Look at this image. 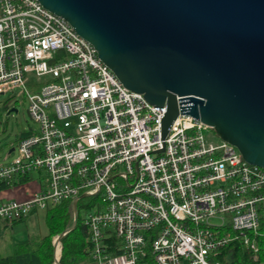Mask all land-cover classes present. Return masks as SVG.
I'll list each match as a JSON object with an SVG mask.
<instances>
[{
  "label": "built area",
  "instance_id": "2783aa9c",
  "mask_svg": "<svg viewBox=\"0 0 264 264\" xmlns=\"http://www.w3.org/2000/svg\"><path fill=\"white\" fill-rule=\"evenodd\" d=\"M5 92L26 101L36 128L12 145L0 183L37 173L38 189L24 200L0 197L1 221L84 194L98 198L83 220L93 264H144L147 253L156 264H224L216 253L231 241L256 257L264 169L182 111L161 138L165 106L123 86L94 46L38 0H0ZM52 244L59 264V234Z\"/></svg>",
  "mask_w": 264,
  "mask_h": 264
},
{
  "label": "water",
  "instance_id": "95a60500",
  "mask_svg": "<svg viewBox=\"0 0 264 264\" xmlns=\"http://www.w3.org/2000/svg\"><path fill=\"white\" fill-rule=\"evenodd\" d=\"M38 1L123 86L165 106L161 138L182 111L264 169V0Z\"/></svg>",
  "mask_w": 264,
  "mask_h": 264
},
{
  "label": "trees",
  "instance_id": "16d2710c",
  "mask_svg": "<svg viewBox=\"0 0 264 264\" xmlns=\"http://www.w3.org/2000/svg\"><path fill=\"white\" fill-rule=\"evenodd\" d=\"M21 177V179H25ZM8 184L0 183V189ZM95 196L80 197L76 203V217L73 223L71 200L65 199L46 208L45 221L47 233L10 244L9 252L0 254V264H52L53 245L51 236L64 232L61 237L59 264H80L89 261L91 243L83 220L94 205ZM14 221L10 225L23 221ZM72 225V226H71ZM153 231L146 233L147 246ZM258 249L256 257L251 249L238 241H231L217 251L216 260L224 264H261L264 257V215L260 217V226L255 234ZM144 264H156L150 253L144 258Z\"/></svg>",
  "mask_w": 264,
  "mask_h": 264
},
{
  "label": "rangeland",
  "instance_id": "374dc122",
  "mask_svg": "<svg viewBox=\"0 0 264 264\" xmlns=\"http://www.w3.org/2000/svg\"><path fill=\"white\" fill-rule=\"evenodd\" d=\"M10 95V92L0 93V164L10 158L13 152L8 153V151L17 139L36 128V123L30 119L27 113L26 101L21 97ZM12 107L17 110L9 111ZM204 132L207 137L213 140L218 138L212 128H208ZM32 174L36 176L35 174L37 173ZM2 196L0 195L1 198H4ZM97 200L98 198L94 199L92 208L97 203ZM45 212L46 209H37L35 212H31L25 220L15 223L12 227L9 225L3 227L0 230V254L9 252V247L12 242L24 241L27 237L45 235L47 233ZM210 221L214 222L217 219L212 218ZM54 235L51 236V243ZM80 264L91 263L89 261H83ZM181 264H186V262L183 260ZM261 264H264V257L261 260Z\"/></svg>",
  "mask_w": 264,
  "mask_h": 264
},
{
  "label": "crops",
  "instance_id": "0c3cea01",
  "mask_svg": "<svg viewBox=\"0 0 264 264\" xmlns=\"http://www.w3.org/2000/svg\"><path fill=\"white\" fill-rule=\"evenodd\" d=\"M11 148H12V146H11ZM11 151H8V153H11ZM37 189H38L37 176H34L32 173H30V174L26 175L25 179L15 180V181L11 182V184L7 185L6 187L1 188L0 189V195L1 196L3 195L2 197L6 198V199L24 200L32 192H34ZM27 217H25L24 220ZM14 224L10 225V224H7V223L0 220V230L3 227H5L6 225H9L10 227H12ZM91 264H93V263H91Z\"/></svg>",
  "mask_w": 264,
  "mask_h": 264
},
{
  "label": "bare ground",
  "instance_id": "6f19581e",
  "mask_svg": "<svg viewBox=\"0 0 264 264\" xmlns=\"http://www.w3.org/2000/svg\"><path fill=\"white\" fill-rule=\"evenodd\" d=\"M54 251H55V255L58 256V254H59V246H56Z\"/></svg>",
  "mask_w": 264,
  "mask_h": 264
}]
</instances>
